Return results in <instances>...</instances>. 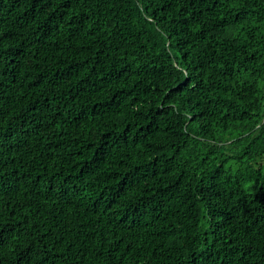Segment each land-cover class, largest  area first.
<instances>
[{"label":"trees","instance_id":"trees-1","mask_svg":"<svg viewBox=\"0 0 264 264\" xmlns=\"http://www.w3.org/2000/svg\"><path fill=\"white\" fill-rule=\"evenodd\" d=\"M0 264H264V0H0Z\"/></svg>","mask_w":264,"mask_h":264}]
</instances>
